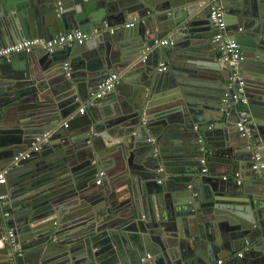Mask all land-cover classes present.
<instances>
[{
    "label": "water",
    "instance_id": "water-1",
    "mask_svg": "<svg viewBox=\"0 0 264 264\" xmlns=\"http://www.w3.org/2000/svg\"><path fill=\"white\" fill-rule=\"evenodd\" d=\"M213 2L243 55L237 107L214 62ZM74 29L97 32L0 63V193L12 205L0 207V264H264V168L253 167L264 162V0H0V47ZM95 40L105 49L90 56ZM112 73L105 98L78 114ZM239 110L251 120L240 138ZM44 133L39 155L14 166ZM214 166L253 174L238 184Z\"/></svg>",
    "mask_w": 264,
    "mask_h": 264
},
{
    "label": "built area",
    "instance_id": "built-area-1",
    "mask_svg": "<svg viewBox=\"0 0 264 264\" xmlns=\"http://www.w3.org/2000/svg\"><path fill=\"white\" fill-rule=\"evenodd\" d=\"M224 12L221 7V5L217 4L216 2L212 3L211 11L209 15L210 21L213 23L214 27L217 29V33L214 35V40L217 44V50L219 53V59L224 60L227 62L229 68H230V76L228 80L227 87L233 88L234 93L232 94V98L235 101V103L238 104H245L246 99L244 96L238 97V93H242V85H243V78L240 76L239 71V64L243 59V55L241 52V49L239 47V44L234 39H229L224 34V18H223ZM131 24V23H130ZM126 25H129V23H126ZM90 34L81 31L80 29H74L72 31L63 33V34H56L52 37H33V38H27L22 39L18 42L1 46L0 47V61L3 59H9L10 55L12 53H18V52H25L29 53L34 49H43L45 51L51 52L57 47H61L64 44H72V43H82L85 41ZM159 43H167V39H162L159 41ZM149 51V47L145 46L143 49V57L142 61L146 58V53ZM67 66V62L65 63V68ZM160 70L166 69L165 65H161L159 67ZM118 75L116 73L111 74L104 82L100 83L97 86V89L95 91L94 97L100 98L102 95L109 91L114 83L118 80ZM235 86V88H234ZM236 90V91H235ZM85 106H82L78 109V112L81 114L84 112ZM251 120L247 113L243 110H239L238 112V119L236 121V129L239 132V135L241 137H245L249 134V126L248 123H250ZM51 135L50 133H44L40 137H36V139L31 143L30 147L27 150L21 151L18 154H16L13 157V162L15 165H18L19 163L23 161H27L31 159L35 153L39 152L41 148L50 142ZM254 168H264V163H257L253 165ZM103 175V172H100L98 174L99 178L95 180L96 184L101 183V177ZM236 177H238V174H235ZM223 179H227V176H222ZM238 179V178H237ZM5 182V173L3 171H0V184ZM237 183H240V179L237 180ZM7 199V195L0 193V207L4 203V201ZM8 209H4V216L8 215ZM7 239L10 243H14V237L11 232V230H8L7 232ZM19 254H21V250L19 251ZM241 255V253H239ZM218 263H220V260H218Z\"/></svg>",
    "mask_w": 264,
    "mask_h": 264
},
{
    "label": "crops",
    "instance_id": "crops-1",
    "mask_svg": "<svg viewBox=\"0 0 264 264\" xmlns=\"http://www.w3.org/2000/svg\"><path fill=\"white\" fill-rule=\"evenodd\" d=\"M221 7H222V9H223V6L221 5ZM223 12H224V9H223ZM234 27H235V25H231V26H228L226 29L224 28V34H225V36L227 37V38H229V39H231V36L234 34V32H235V30H234ZM97 31H92L91 33H90V35H95V33H96ZM135 36V35H134ZM141 35H139V34H137L135 37L136 38H139ZM211 41H213V42H215V40H214V36L210 39ZM98 40H95L94 42V44L92 45L94 48H93V50L91 51V53L89 54L90 56H92V55H94V54H99V51L101 50V44L100 43H98L97 42ZM156 42V41H155ZM145 46H147V47H149V51H150V46H148V45H146V44H144L143 45V47L140 49V52H141V56H140V61H142L141 59H142V57H143V49L145 48ZM104 49H105V45H103L102 46ZM215 50H217V44H216V46L213 48V52L215 53ZM242 52V51H241ZM148 53V52H147ZM102 54H104V51H102ZM243 60V59H242ZM4 61H9V59L7 60V59H2L1 61H0V63L1 62H4ZM82 60H78L77 59V63H75L76 65H74V66H77V67H80L81 66V62ZM218 61H221L220 59H219V55H217L216 57H215V61L214 62H218ZM67 62V66H66V68H65V63ZM65 63H64V70H66V74L68 75V73H69V71H68V69L70 68V66H69V61H66ZM36 64H37V62H35ZM226 63V67H228V69H229V76H230V68H229V66H228V64H227V62H225ZM241 63V62H240ZM161 65H165L166 67H168V65H169V62H164V61H160L159 63H158V65H157V68H159ZM239 66H240V64H239ZM245 66H247V64H245ZM77 71H82V69H77ZM239 71H240V76L242 77L245 73H242V71L240 70V68H239ZM50 71H46L45 73H49ZM44 73V74H45ZM113 74V73H112ZM117 75H118V73H116ZM54 76L57 78V80H58V76L56 75V74H54ZM119 76V75H118ZM50 77H51V80L50 81H53L54 80V78H53V76L52 75H49V77L47 78V80H49L50 79ZM109 77V76H108ZM107 77V78H108ZM106 78V79H107ZM119 78V77H118ZM56 80V81H57ZM228 80H229V77H228ZM59 81V80H58ZM227 84H228V81H227ZM228 88V87H227ZM234 88H235V86H234ZM229 89V88H228ZM111 90V89H110ZM54 91H55V89H54ZM95 91H96V89H95ZM95 91H93L94 93H89V96H87L86 98H85V100L80 104V106L77 108V112H78V109L80 108V107H82V106H85V109H84V112L83 113H81L82 115H85L86 113H87V109H88V102H90V101H93V99L92 98H94V99H96V100H94L93 102H95V101H98V100H103L104 98H105V96L108 94V92H105L103 95H102V97H100V98H95L94 97V94H95ZM236 91V90H235ZM46 93H50V89H47V91H46ZM46 93H44V94H46ZM239 94L240 93H238V97H239ZM239 99H240V97H239ZM246 99V98H245ZM222 102H223V104L225 105L226 104V99H222ZM108 103H110V102H108ZM94 104V103H93ZM232 105H234V106H241V104H236L235 103V101H233L232 103H231ZM93 109V108H92ZM95 111H97V109H93V113H95ZM78 114H80L79 112H78ZM213 125V122H209L208 123V126L210 127V126H212ZM195 127V129L197 128V125H194ZM236 127V126H235ZM51 135V134H50ZM215 138H219L220 136H218V134H216L215 136H214ZM237 137H241V136H239V135H237ZM220 139V138H219ZM219 139H217V140H219ZM151 140H154V138H151ZM178 140H180V139H178ZM199 141H201V142H203L204 140H203V137H200L199 139H198ZM181 141V140H180ZM196 147H198V144H197V146ZM29 148V147H28ZM27 148V149H28ZM187 148V147H186ZM186 148H185V152L187 153V154H189V156H190V154L192 153V152H190V151H188V150H186ZM26 149V150H27ZM42 149V148H41ZM39 155V152H37V153H35L34 154V156L33 157H37ZM7 158L5 157V158H2V160H6ZM204 161L202 162V159H201V162L203 163V164H205V166H206V162H205V159H203ZM262 163H264V162H262ZM14 166H15V164H14ZM11 168H14L13 166H11ZM110 171H109V174L110 175H113V174H115V173H118V172H120L119 170H117L116 168H113V166H111L110 167ZM206 169H207V167H204L203 168V171H206ZM214 170H217V172H222L221 174H220V176H219V179L221 178V180H222V176H227V177H231L232 175H233V177L234 178H241V176H251V174H253L252 172H253V170H250V171H252V172H250V173H246V172H244V173H242V175L240 176V174H239V172H236V173H232L231 175H229V174H227V173H224L225 171H222L221 169H220V167H218V166H214V168H213ZM1 171H3V172H5V170L3 169V170H1ZM100 172H103V174H104V177H105V175L107 174V172H106V169H102V170H100V171H98V173H97V176H98V174H100ZM204 173H206V172H204ZM235 174H238V177H236L235 176ZM103 176V175H102ZM97 178H99V177H97ZM242 179H244L243 177H242ZM244 181H246L245 179H244ZM102 182H103V180H102ZM101 182V183H102ZM101 183L100 184H96L95 182H94V186H97V185H101ZM254 183H256L254 180H249V184L250 185H252L253 186V184ZM167 192H163L162 194H166ZM179 199H181V197L180 196H176V200H179ZM98 203H100V202H98ZM3 207L7 210V209H9V210H12V205L10 204V201L8 200V197H7V199L4 201V203H3ZM211 225V224H210ZM213 228H215V226L214 225H211V229H213ZM139 230H141V228L139 227ZM208 231H209V227H208ZM210 233L209 234H211V233H213V232H211V231H209ZM209 239L206 237V240H204V241H206V243L204 244V245H201V247H200V249L201 250H204L205 251V253H208V249H209V241H208ZM19 248V247H18ZM21 249H19V251H20ZM21 253H22V250H21ZM18 255H19V252L17 253ZM220 260V262H221V259H219Z\"/></svg>",
    "mask_w": 264,
    "mask_h": 264
}]
</instances>
